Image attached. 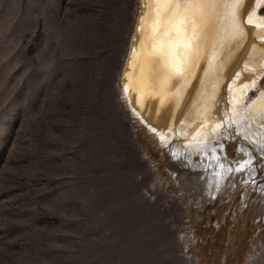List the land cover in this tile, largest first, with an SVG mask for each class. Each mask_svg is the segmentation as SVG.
Listing matches in <instances>:
<instances>
[{
	"label": "rangeland",
	"instance_id": "rangeland-1",
	"mask_svg": "<svg viewBox=\"0 0 264 264\" xmlns=\"http://www.w3.org/2000/svg\"><path fill=\"white\" fill-rule=\"evenodd\" d=\"M138 6L0 0V264H264L250 172L221 189L201 153L166 155L126 99ZM227 157L230 173L254 166L238 141Z\"/></svg>",
	"mask_w": 264,
	"mask_h": 264
},
{
	"label": "bare ground",
	"instance_id": "bare-ground-1",
	"mask_svg": "<svg viewBox=\"0 0 264 264\" xmlns=\"http://www.w3.org/2000/svg\"><path fill=\"white\" fill-rule=\"evenodd\" d=\"M138 1L120 72L130 107L166 155L201 153L199 166L213 169L224 190L249 171L248 185L264 199L256 153L264 141V0H240L238 8L231 0ZM252 89L258 93L250 99ZM252 122L256 132L247 130ZM233 141L255 160L234 174L227 157Z\"/></svg>",
	"mask_w": 264,
	"mask_h": 264
},
{
	"label": "snow or ice",
	"instance_id": "snow-or-ice-1",
	"mask_svg": "<svg viewBox=\"0 0 264 264\" xmlns=\"http://www.w3.org/2000/svg\"><path fill=\"white\" fill-rule=\"evenodd\" d=\"M231 2L233 4H235L237 6V8L239 7V4H240V0H231ZM233 15H235V13H233Z\"/></svg>",
	"mask_w": 264,
	"mask_h": 264
}]
</instances>
